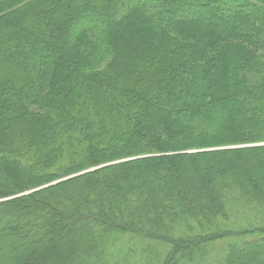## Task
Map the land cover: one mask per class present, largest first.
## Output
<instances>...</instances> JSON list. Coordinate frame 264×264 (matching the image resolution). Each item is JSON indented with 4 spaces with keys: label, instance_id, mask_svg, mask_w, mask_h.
<instances>
[{
    "label": "trees",
    "instance_id": "trees-1",
    "mask_svg": "<svg viewBox=\"0 0 264 264\" xmlns=\"http://www.w3.org/2000/svg\"><path fill=\"white\" fill-rule=\"evenodd\" d=\"M261 179L264 0H0V264H264Z\"/></svg>",
    "mask_w": 264,
    "mask_h": 264
},
{
    "label": "rangeland",
    "instance_id": "rangeland-1",
    "mask_svg": "<svg viewBox=\"0 0 264 264\" xmlns=\"http://www.w3.org/2000/svg\"><path fill=\"white\" fill-rule=\"evenodd\" d=\"M232 172H233V171H232ZM259 173H260V171H259ZM260 181H261V183L264 185L263 179H261ZM262 184H260V185H262ZM263 218H264V216H263Z\"/></svg>",
    "mask_w": 264,
    "mask_h": 264
},
{
    "label": "water",
    "instance_id": "water-1",
    "mask_svg": "<svg viewBox=\"0 0 264 264\" xmlns=\"http://www.w3.org/2000/svg\"><path fill=\"white\" fill-rule=\"evenodd\" d=\"M91 170H93V169L87 170V171H85V172H88V171H91ZM79 174H82V173H79ZM35 190H36V189H35Z\"/></svg>",
    "mask_w": 264,
    "mask_h": 264
}]
</instances>
